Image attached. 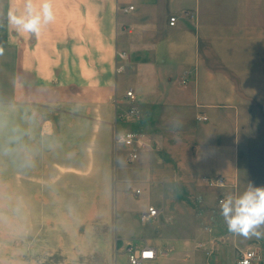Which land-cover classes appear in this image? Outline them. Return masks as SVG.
<instances>
[{
	"label": "crops",
	"instance_id": "obj_1",
	"mask_svg": "<svg viewBox=\"0 0 264 264\" xmlns=\"http://www.w3.org/2000/svg\"><path fill=\"white\" fill-rule=\"evenodd\" d=\"M53 3L54 22L35 37L16 33L4 15L22 0H0V129L10 128L20 109L44 102L102 104L113 96L130 103L137 112L132 125L142 134L139 159L119 174L143 187L137 208L145 214L154 203L158 218L186 225L193 220L186 209L194 208L195 224L182 230L179 245L185 249L191 234L203 238L196 264H237L249 248L259 254L255 264H264V237L229 233L220 214L207 223V209L244 190L249 173L258 180L254 186H264V0ZM129 5L133 10L125 12ZM41 48H55V88L36 68L32 50ZM117 64L122 69L110 88ZM174 116L182 122L175 131ZM207 176H223L233 187L209 188ZM136 244L154 247L155 263L171 264L160 261L159 246Z\"/></svg>",
	"mask_w": 264,
	"mask_h": 264
},
{
	"label": "rangeland",
	"instance_id": "obj_2",
	"mask_svg": "<svg viewBox=\"0 0 264 264\" xmlns=\"http://www.w3.org/2000/svg\"><path fill=\"white\" fill-rule=\"evenodd\" d=\"M32 51L38 73L55 88V48ZM121 69L113 66L110 88ZM129 104L113 96L102 104L54 100L20 109L0 129V264H125L126 245L138 241L159 246L162 263L196 264L203 238L191 234L185 249L179 245L195 209H186L193 218L187 225L146 220L135 205L143 187L119 174L137 161L127 162L121 134L142 138ZM250 174L245 180L258 184ZM207 211L208 224L220 220L219 203Z\"/></svg>",
	"mask_w": 264,
	"mask_h": 264
},
{
	"label": "clouds",
	"instance_id": "obj_3",
	"mask_svg": "<svg viewBox=\"0 0 264 264\" xmlns=\"http://www.w3.org/2000/svg\"><path fill=\"white\" fill-rule=\"evenodd\" d=\"M4 15L16 33L35 37L41 36L56 18L53 0H22L20 7L9 5ZM181 127L180 118L172 117L170 129ZM219 209L229 233L245 238L264 237V186L247 183L243 191L226 194L219 201Z\"/></svg>",
	"mask_w": 264,
	"mask_h": 264
},
{
	"label": "built area",
	"instance_id": "obj_4",
	"mask_svg": "<svg viewBox=\"0 0 264 264\" xmlns=\"http://www.w3.org/2000/svg\"><path fill=\"white\" fill-rule=\"evenodd\" d=\"M133 8V5L122 7L125 12L133 10ZM176 22L177 18L175 16H172L170 18L169 24L171 26H174ZM118 56L120 59L126 58L125 53H119ZM182 82L184 83L185 81ZM126 97L131 101L135 99V95L133 94L132 90L127 91ZM136 114L137 112L135 108H130V110L128 111L129 116H134ZM119 141L130 150L127 156V162H133L137 160L139 157V135L130 131H125L122 138L120 136ZM204 181L206 186H208L209 188L216 189L233 187L232 183L223 176H207L204 178ZM137 193L139 194L140 190H137ZM159 214L160 210L154 206H151L148 208L144 217L148 220H155L158 218ZM199 247H204V244L200 243ZM207 254L210 255L211 253L208 252ZM125 255L127 258L126 264H154L158 258L157 250L154 247L148 245L139 247L128 244L125 248ZM259 259L260 258L258 252L255 249L249 248L247 250L239 252L237 264H255V262H257Z\"/></svg>",
	"mask_w": 264,
	"mask_h": 264
}]
</instances>
